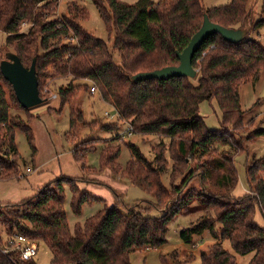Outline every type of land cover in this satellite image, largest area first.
<instances>
[{"label": "trees", "instance_id": "obj_1", "mask_svg": "<svg viewBox=\"0 0 264 264\" xmlns=\"http://www.w3.org/2000/svg\"><path fill=\"white\" fill-rule=\"evenodd\" d=\"M249 1L231 0L227 5L205 8L202 0H137L132 4L93 0L108 36H113L112 47L119 57L116 62L107 43L82 26L81 21L88 17L83 6L73 2L68 5L67 15L54 17V7L60 0H0V33L5 35L0 44V62L7 52L15 53L26 68L36 58L38 90L44 100L48 98V94H42L47 78H70L66 87L57 90L58 109L47 107L46 111L60 113L62 107H68L67 134L71 139L81 128L95 125L86 122L77 108L78 93L88 87L75 81L88 80L134 133L169 140L168 144L161 141L153 148L152 160L130 144L131 155L123 167L117 162L119 147L106 146L98 154L100 170L109 169L155 199L147 208L125 206L113 190L115 203L104 205L83 224H75L71 232L63 207L65 184L71 193L70 209L76 215L81 213L83 204L100 199L80 189L78 178L61 176L32 197L0 203V245L4 229L43 242L51 251V264H131L132 253L164 246L169 224L177 215H189L197 208L203 214L180 232L181 239L191 244L194 235L208 231L218 240L201 253L200 264H236L235 256L222 247L223 240H228L240 255L253 253L248 264H264V227L255 221L257 209L264 215V180L258 175L264 170V157L246 168L248 193L242 197L232 194L238 181L234 157L247 152V146L236 142L231 134L246 129L239 89L257 82L264 71V46L260 40L248 37ZM204 14L223 27L246 29L247 35L236 43L220 34L209 36L192 59L197 85L189 77L153 78L137 83L131 80L139 72L178 65L177 53L200 29ZM261 24L264 19L253 28ZM25 25L27 29L23 31ZM8 97L24 112L25 119L18 113L11 114ZM213 99L221 111L218 130L209 129L199 113L200 103ZM34 118L19 104L12 86L0 72V180L19 178L16 129L25 133L33 159L36 148L29 123ZM100 127L118 129L117 124ZM263 133L264 128L257 127L247 139ZM217 143L232 147L234 155L226 153L217 159L213 149ZM72 156L84 170V157L76 152ZM169 161L167 187L162 176L167 173ZM180 177L181 183L176 184ZM195 201L196 207L191 205ZM162 205H166L165 212L150 214ZM193 258L190 255L178 264ZM160 261L168 264L164 255ZM0 264L35 262L20 261L16 255L0 252Z\"/></svg>", "mask_w": 264, "mask_h": 264}, {"label": "rangeland", "instance_id": "obj_2", "mask_svg": "<svg viewBox=\"0 0 264 264\" xmlns=\"http://www.w3.org/2000/svg\"><path fill=\"white\" fill-rule=\"evenodd\" d=\"M124 3L132 4L137 0H119ZM157 1V0H152ZM231 0H202L205 8L218 7L227 5ZM75 2L78 6H83L87 12V19L81 21L82 26L97 38L104 40L109 50L114 54L115 61L119 62V57L113 49V36H108L105 26L99 17L97 8L93 0H60L58 5L54 7V17L68 14V5ZM248 8L251 12V20L247 25L251 39H258L264 46V24L253 28L254 24L264 19L263 0H250ZM27 25L23 26L25 31ZM5 41V35L0 33V44ZM52 70L50 71L51 74ZM70 82V78L49 77L44 82L42 94H48V98L34 107L29 108V112L34 114L35 118L29 123L33 132V143L36 153L32 159V150L26 139L25 133L16 129L15 143L20 155L18 161L19 178L3 181L0 180V202L10 201L16 203L22 199L32 197L37 190L48 184L49 182L61 177L68 176L78 178L76 182L78 187L87 191L91 195L100 199L99 202L91 204L85 203L81 207V213L76 215L70 209V190L69 185L65 184V201L64 211L67 223L71 232L75 224H83L85 220L95 214L104 205L112 206L116 199L113 193L115 190L119 194V200L123 199L125 206H140L147 208L149 203L155 202L150 195L131 184L126 178L115 176L109 169H99L98 154L106 146L120 148V156L117 162L123 167L130 158L129 145L134 144L138 147L143 156L152 160L154 157L153 148L163 141L168 144V138H160L155 135L142 136L128 131L129 123L119 120L114 108L104 102L96 88L91 92V87L96 85L88 80H77L75 84H87L88 89L80 91L77 96V108L82 111L86 122L95 123L91 127L81 128L76 137L68 135L69 130V110L67 106L62 107L60 113L46 111L47 107L58 109L59 100L57 90L66 87ZM194 85H197V77L192 79ZM8 96V89L6 91ZM55 95V97H54ZM240 106L242 110V120L245 131L233 134L236 142H243L247 146V152L234 157L235 167L237 170L238 181L234 187L232 194L235 197H242L248 193L245 172L247 166L254 164L257 160L264 157V133L256 135L251 139H247L249 133L257 127L264 128V71L261 72L257 82H249L239 89ZM11 106V114H20L25 119L22 110L9 99ZM199 113L203 117L207 127L211 130L220 129L221 111L215 99L211 101H203L199 105ZM252 123L250 127L247 125ZM107 124H117L118 129H104L100 127ZM247 126V127H246ZM235 134V135H234ZM216 158L223 157L226 153L233 156V148L222 143H217L213 147ZM77 153L78 156L84 157L85 169L82 170L80 163L77 162L72 154ZM168 158V156L166 155ZM171 163H168L167 173L162 176L165 186L168 185V174ZM264 180V170L258 172ZM183 177L176 180V184H180ZM197 202H192V206H197ZM161 209L150 211L152 216H158L166 211V205ZM203 212L196 208L189 215H177V217L169 224L167 234V243L158 249L141 248L130 255L131 264H162L160 256L164 255L168 264H178L185 261L186 257L192 255L194 258L184 264H200V255L203 251H207L209 247L216 241L210 232L205 231L201 235H194L191 244L185 243L180 232L199 220ZM255 221L264 227V215L257 209ZM221 226H216V233L219 236ZM4 229L2 231V243L0 248L5 247L11 235ZM38 246L37 254L33 258L35 264H51L52 254L50 249L41 241H35ZM222 247L235 256L236 264H248L253 253L240 255L236 253L228 240L221 241Z\"/></svg>", "mask_w": 264, "mask_h": 264}, {"label": "water", "instance_id": "obj_3", "mask_svg": "<svg viewBox=\"0 0 264 264\" xmlns=\"http://www.w3.org/2000/svg\"><path fill=\"white\" fill-rule=\"evenodd\" d=\"M213 34H220L225 40L236 43L246 37L247 30L223 27L211 22L207 14H204L200 29L192 36L182 52L177 53L178 65L166 66L150 72H139L133 75L131 80L137 83L153 78L158 80H168L172 77L195 78L197 70L192 66L193 56L203 42ZM0 72L12 86L15 97L23 108L29 109L45 101L39 95L36 58H33L30 67L26 68L15 53L7 52L5 58L0 62Z\"/></svg>", "mask_w": 264, "mask_h": 264}, {"label": "built area", "instance_id": "obj_4", "mask_svg": "<svg viewBox=\"0 0 264 264\" xmlns=\"http://www.w3.org/2000/svg\"><path fill=\"white\" fill-rule=\"evenodd\" d=\"M91 92L96 90L95 86L91 87ZM55 97V95H54ZM128 131L132 132L131 126ZM38 246L37 243L30 238L14 233L11 238L7 241L5 247L0 248V252L4 255H16L20 261H29L33 259L37 254Z\"/></svg>", "mask_w": 264, "mask_h": 264}, {"label": "crops", "instance_id": "obj_5", "mask_svg": "<svg viewBox=\"0 0 264 264\" xmlns=\"http://www.w3.org/2000/svg\"><path fill=\"white\" fill-rule=\"evenodd\" d=\"M260 78V77H259ZM259 80V79H258ZM5 202H10V201H5ZM19 202V201H18ZM0 203H3V202H0Z\"/></svg>", "mask_w": 264, "mask_h": 264}]
</instances>
